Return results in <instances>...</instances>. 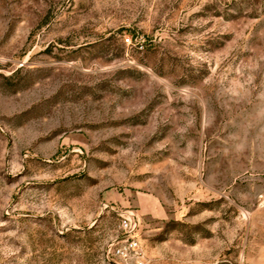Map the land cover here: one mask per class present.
Masks as SVG:
<instances>
[{
  "label": "rangeland",
  "instance_id": "1",
  "mask_svg": "<svg viewBox=\"0 0 264 264\" xmlns=\"http://www.w3.org/2000/svg\"><path fill=\"white\" fill-rule=\"evenodd\" d=\"M138 254L264 264V0H0V264Z\"/></svg>",
  "mask_w": 264,
  "mask_h": 264
},
{
  "label": "built area",
  "instance_id": "2",
  "mask_svg": "<svg viewBox=\"0 0 264 264\" xmlns=\"http://www.w3.org/2000/svg\"><path fill=\"white\" fill-rule=\"evenodd\" d=\"M138 217L135 212L132 210L126 211L124 214L121 215V226L127 231L128 233H133L138 228ZM138 242L135 240H128L127 244L123 247L118 248L117 252L120 254H126V252L134 251L138 253ZM138 264H145L142 260L140 254H138ZM141 259V260H140Z\"/></svg>",
  "mask_w": 264,
  "mask_h": 264
}]
</instances>
